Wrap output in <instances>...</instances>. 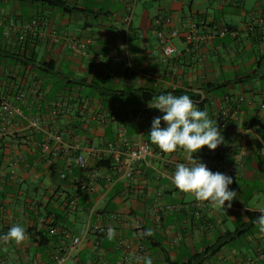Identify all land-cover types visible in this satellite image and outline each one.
Returning a JSON list of instances; mask_svg holds the SVG:
<instances>
[{
	"label": "crops",
	"instance_id": "obj_1",
	"mask_svg": "<svg viewBox=\"0 0 264 264\" xmlns=\"http://www.w3.org/2000/svg\"><path fill=\"white\" fill-rule=\"evenodd\" d=\"M63 1L72 10L0 0V100L21 112L0 119V236L14 224L27 233L19 245L0 241V264H54L75 236L81 244L62 264H264V233L247 216L264 207V0ZM191 23L206 35L197 58L184 40ZM171 29L175 53L165 57L156 32ZM73 42L83 47L73 52ZM176 91L224 136L194 159L226 174L234 152H247L231 176V208L180 192L171 177L187 153L150 142L152 121L164 113L149 102ZM139 133L155 156L134 164L131 178L113 161L95 167L112 160L109 145L131 147ZM51 134L71 149L48 163L39 144ZM93 224L106 229L98 246ZM147 229L151 236L138 235Z\"/></svg>",
	"mask_w": 264,
	"mask_h": 264
},
{
	"label": "clouds",
	"instance_id": "obj_2",
	"mask_svg": "<svg viewBox=\"0 0 264 264\" xmlns=\"http://www.w3.org/2000/svg\"><path fill=\"white\" fill-rule=\"evenodd\" d=\"M124 47V46H121ZM150 108L164 113L162 117H154L149 139L164 153H173L178 148L187 153L189 163H178L171 177L173 185L182 193L192 194L198 202H208L213 208L225 210L232 207V201L238 194L229 189L233 178L221 173H213L205 163L193 158V153L207 146L209 150H216L224 144V136L217 124V120L209 118L206 110H200L188 95L176 96L172 93L153 97L149 102ZM166 127H161V122ZM260 215L256 224L264 233V207L258 209ZM139 227V224H137ZM152 229L138 233L141 237L151 236ZM116 235L115 229H107V239L112 240ZM27 238L26 229L14 224L6 234L0 236L4 243L15 242L19 245ZM137 264H153L151 257H137Z\"/></svg>",
	"mask_w": 264,
	"mask_h": 264
},
{
	"label": "built area",
	"instance_id": "obj_3",
	"mask_svg": "<svg viewBox=\"0 0 264 264\" xmlns=\"http://www.w3.org/2000/svg\"><path fill=\"white\" fill-rule=\"evenodd\" d=\"M128 23L129 16L125 17L126 27H128ZM31 24L36 25L37 21L34 20L31 22ZM42 25H46V22H42ZM177 34L178 32L175 29H171L166 33L160 30L156 32V38L161 46L162 54L165 57H169L175 53V48L171 44L170 39L177 36ZM205 38L206 35L202 36L197 33L196 23L189 24L188 29L184 31V40L188 43V50L191 54L194 55V58H197L198 56V43L201 40H205ZM69 47L73 52H76L77 49L83 47V43L73 42L70 43ZM18 116H21V112L20 108L17 105L8 102L5 99L0 100V119L4 120L8 118H15ZM29 124L34 125V121H30ZM119 138L121 137L119 136ZM120 143H123V140L119 139L118 143H116L115 145H109L105 149L104 153L112 159L113 163H115L119 170L123 171L124 176L127 178H131L132 166L134 164L145 162L149 158L155 156L150 143L142 138L141 133L138 134L131 147L124 148L122 146H119ZM39 148L41 155L48 163L52 162L53 159L57 158L61 154L68 155L71 149L70 146L63 144L62 137L59 134L48 135L47 139L43 140L39 144ZM246 155L247 152L244 148L237 149L233 154V163L228 167L226 175L230 177L236 175L242 167ZM74 162L80 169L85 168V159L81 154H77L74 156ZM59 177L60 179H63L65 175L61 173ZM89 229L95 236V245L98 246L106 234L105 227L99 224H93ZM79 244H81V238L76 236L72 237L70 244L66 249H63L62 253L55 259L54 264H62L69 252L72 249L76 248Z\"/></svg>",
	"mask_w": 264,
	"mask_h": 264
},
{
	"label": "trees",
	"instance_id": "obj_4",
	"mask_svg": "<svg viewBox=\"0 0 264 264\" xmlns=\"http://www.w3.org/2000/svg\"><path fill=\"white\" fill-rule=\"evenodd\" d=\"M44 3H46L47 5L49 6H52V7H55V8H58V9H61L63 11H70L72 10V8H69L65 5V2L63 0H42ZM207 88H205V91ZM212 90H217V87H212L211 88ZM173 95H176V96H180V95H185V93H181V92H173L172 93ZM257 151H260V147L259 145H257ZM110 163H112V160L110 159H102V160H98L95 164V167L96 168H107L109 169L110 168ZM64 180H66V178H64ZM80 187L78 186V189ZM260 215V213H248L247 216L249 219H254V220H257V217ZM203 259L200 261L202 262ZM200 264V263H199Z\"/></svg>",
	"mask_w": 264,
	"mask_h": 264
}]
</instances>
